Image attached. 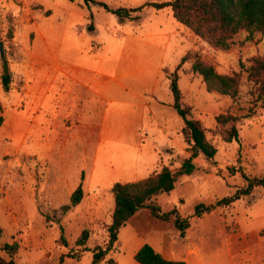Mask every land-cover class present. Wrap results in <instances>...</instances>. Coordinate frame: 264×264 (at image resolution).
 I'll use <instances>...</instances> for the list:
<instances>
[{
	"label": "rangeland",
	"instance_id": "rangeland-1",
	"mask_svg": "<svg viewBox=\"0 0 264 264\" xmlns=\"http://www.w3.org/2000/svg\"><path fill=\"white\" fill-rule=\"evenodd\" d=\"M97 1H104L112 8H129L151 0ZM91 22L93 30L87 29ZM0 30L12 75L13 64L19 59L21 51L44 52L46 41L48 44L58 42V59L68 63H82L89 51L100 50L93 58L94 63L104 55L101 66L106 71L111 74L132 72L125 78H118L128 90L120 88L114 82L111 90L113 97L131 104L139 102L135 95L147 93L156 81L159 61L155 59L151 67L152 57L162 56L160 73L163 80L167 78L168 84L170 74L180 63L178 53L181 50L175 45L178 40L171 39L167 51L142 43L150 41L149 34L156 32L177 35L186 43L185 47H189L186 48L187 52L197 53L204 61L214 65L219 73L239 74V93L232 100L226 95L206 90L201 77L191 71L192 59L180 64L177 72L181 102L184 106H189L192 115L202 123L207 138L216 147V154L212 159L198 155L194 159L196 168L193 173L181 175L173 190L154 198L153 204L159 209L158 215L167 213L168 219L153 216L148 207L140 208L137 210L138 220L133 219L131 223L126 221L118 228L117 240L110 252L96 264H108L109 258L120 263L133 260L132 249L141 242L152 243L160 229L174 233L168 234L169 237L179 236L177 240H180L181 232L174 221L177 216L181 220H187L188 216L192 218L194 225L197 224L193 231L200 229L205 232L204 242L199 243V246L209 255H215L212 251L216 245L220 246L216 228L218 211L200 218L194 214V210L197 205L209 206L223 198L234 199L228 205H214L212 208H220L228 222L238 218L243 220L247 214L251 217L247 221L250 226L255 222L264 223V187H253L244 195L239 193L246 189L250 179L264 176V97H258L257 84L243 70L251 64L253 56H264V31L254 32L248 37V33L242 30L233 37L228 49H214L179 23L172 16L169 7H146L141 11L139 20L120 23L114 14L92 3L87 6L83 0H0ZM133 34L141 37L133 40L130 36ZM136 49L139 56L144 55L147 59L145 62L148 67L143 72L140 66L136 68L126 62ZM1 63L0 58V74ZM168 84L166 97L172 98ZM159 87L160 97L164 98L165 84L161 83ZM9 91H3L0 84V254L8 258L4 245L16 244L13 259L18 264H91L93 252L98 247L104 248L109 240L106 227L111 223L114 205L111 190L113 184L145 178L163 166L176 168L188 156V144L181 133L182 118L172 108V104L169 108L153 106V114L160 120L159 126L154 125L152 128L150 124L154 122L145 121L144 132L141 134L144 143L152 139L162 142L163 133L170 134L160 155L146 161V157L139 152V160L136 161L131 149L117 142L103 146L91 171V183L86 180L83 185L85 191L88 185L91 186L90 196L78 208L63 212L62 203L70 200V194L76 187L80 185L82 188L81 179L75 174L79 160L74 153L65 158H57L59 150H55L51 164L48 161L41 166L34 154L11 150L14 139L8 132L10 119L6 115L5 104ZM130 103L126 106L131 107ZM119 105L122 104L111 103L112 107ZM225 112L239 118L236 122L237 141L227 143L220 136L222 127L216 123L215 116ZM115 117L114 113L109 116L111 124ZM75 122V116L67 122L72 127V134L89 135L93 144L97 130L85 126L82 127L85 131L78 133ZM103 149H110L113 153L112 158L116 162L112 168L114 173H106L102 161ZM61 159L63 163L67 162L66 171L62 170ZM151 167L154 168L150 170ZM237 195L239 196L236 197ZM148 213L154 219H150ZM156 220L162 226L157 227L154 224ZM83 229L89 231L88 240L78 245L76 240Z\"/></svg>",
	"mask_w": 264,
	"mask_h": 264
},
{
	"label": "crops",
	"instance_id": "crops-1",
	"mask_svg": "<svg viewBox=\"0 0 264 264\" xmlns=\"http://www.w3.org/2000/svg\"><path fill=\"white\" fill-rule=\"evenodd\" d=\"M130 36L134 38L133 40H138L141 37L138 34ZM149 36L151 37L150 41L145 40L142 43L152 44L154 48H162L164 51H167L171 39L178 40L175 45L181 50L178 53L180 59L189 49V47H185L186 43L174 34L156 32ZM59 46L60 44L56 41H52L51 44L46 41V51L44 52L21 51L19 59L13 64L14 77L11 90L5 98L6 115L10 119L8 132L14 139L11 150H20L23 154H34L41 166L46 165L48 161L51 164L55 150H59L57 158L60 156L65 158L73 153L75 157L77 156L79 165L75 169V174L81 179L83 198L72 208H78L90 196L91 186L88 185L87 191H85L83 185L86 180L91 183V171L94 169L103 146L117 142L125 148H130L136 161L139 160V152H142L146 157V161L156 159L160 155L165 140H169L170 134L162 132L164 135L162 142L152 139L144 143L141 133L144 132L145 121L154 122V124H150L152 128L160 122L153 114L152 107L169 108L173 98L166 97L168 96V91L166 92L168 82L167 78L163 80L160 73L162 56L159 58L157 55L150 59L151 67L155 59L159 61L155 83L149 87L147 93L145 92L142 96L135 95L140 101L131 104L125 100L119 101L111 94L113 82L120 88L128 90L125 83L118 78H125L132 73L131 71L111 74L101 66L104 55L94 63L93 58L100 50L89 51L85 60L81 61L82 63H68L59 60ZM145 61L147 59L144 58V55L139 56L137 49L130 59H126L127 63L133 64L136 68L140 66L142 72L148 67ZM161 83L165 84L164 98L160 97L161 88L159 85ZM117 102L122 105L111 106V103ZM129 103L131 107L126 106ZM113 113L116 114V117L114 123L111 124L109 116ZM73 116L76 117L75 129L78 133L82 130L85 131L83 129L85 126H91L92 129L97 130L93 144H91L89 135L72 134V127L68 126L67 122ZM112 155L110 149L106 151L103 149L102 161L108 174L114 173L112 168L116 162ZM62 160L60 165L63 166L62 170L66 171L67 162L63 163ZM152 168L154 167H151L150 170ZM215 209L200 216L203 218L218 211L216 228L220 246L216 245L215 250L212 251L215 255H209L205 249L199 246V243L204 242L205 232L200 229L193 231L197 224L194 225L189 216L187 217L188 227L180 236V240H177L179 236L178 238L169 237L170 233L167 230L166 232L160 229L159 235L153 239L152 243L151 241L147 243L164 258L182 260L185 264H264V223L259 224L254 221L255 224L250 226L247 221L251 217L249 218L247 214L243 220L238 218L228 222L224 212L220 208ZM137 213L138 211L127 221L131 223L133 219L138 220ZM147 215L150 219H154L150 213ZM154 224L157 227L162 226V223L157 220ZM174 231H176L175 228ZM143 243H138L132 249L133 260L120 263L115 259L113 260L115 264H139L134 260V254ZM46 257L48 256L46 255Z\"/></svg>",
	"mask_w": 264,
	"mask_h": 264
},
{
	"label": "trees",
	"instance_id": "trees-1",
	"mask_svg": "<svg viewBox=\"0 0 264 264\" xmlns=\"http://www.w3.org/2000/svg\"><path fill=\"white\" fill-rule=\"evenodd\" d=\"M88 6L91 3L102 7L105 11L114 14L118 22L126 20H139L141 11L146 7L161 9L169 7L172 16L194 35L205 41L214 49L226 50L232 43L233 37L240 31H246L248 37L254 32L264 31V0H170V1H148L136 7H110L104 1L83 0ZM92 13L89 18L92 21ZM87 29L93 30L92 22ZM249 39V38H248ZM192 59L191 71L198 74L207 91H213L226 95L235 100L239 93L240 78L236 72L219 73L214 65L204 61L197 53H185L176 69L169 76V89L172 94V108L182 118L183 125L181 133L187 142L185 157L176 168L163 166L159 171L149 176L132 182H115L111 188L114 205L111 213V223L106 227L109 240L104 248L98 247L93 252L91 264H96L110 252L113 243L117 240V230L137 210L143 207L150 208L153 216L168 219L169 214L158 215L159 209L153 204L154 198L162 193H169L175 187L181 175H189L195 170L194 159L202 154L206 159H212L216 154V147L209 141L202 123L196 119L189 108L181 102V90L178 86L177 69L182 62ZM247 77L257 84L258 97H264V56H253L251 64L243 69ZM13 80L12 71L9 67V59L1 63L0 84L3 91L11 88ZM238 116L225 112L215 116L216 123L222 127L220 136L224 142L238 140V128L236 122ZM264 187V176L250 179L245 190L239 192L241 195L248 194L253 187ZM237 195L236 197H238ZM83 197V190L79 185L71 193L68 203L61 205V209H68L77 205ZM235 197V198H236ZM234 198H223L209 206L197 205L194 214L199 217L204 212L211 211L214 205H228ZM175 225L180 229L181 235L188 227L186 219L181 220L178 216L174 219ZM89 231L83 229L76 240L78 245L86 243ZM4 249L8 258L0 254V264H18L13 255L16 252V244H5ZM134 260L139 264H185L182 260H168L156 252L151 245L144 243L134 254ZM108 264H115L112 258L107 260Z\"/></svg>",
	"mask_w": 264,
	"mask_h": 264
},
{
	"label": "water",
	"instance_id": "water-1",
	"mask_svg": "<svg viewBox=\"0 0 264 264\" xmlns=\"http://www.w3.org/2000/svg\"><path fill=\"white\" fill-rule=\"evenodd\" d=\"M0 58L1 60L5 59V48H4V41L1 38V30H0Z\"/></svg>",
	"mask_w": 264,
	"mask_h": 264
}]
</instances>
